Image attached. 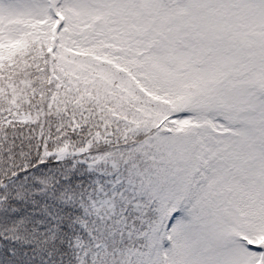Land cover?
I'll use <instances>...</instances> for the list:
<instances>
[{"label": "snow or ice", "instance_id": "1", "mask_svg": "<svg viewBox=\"0 0 264 264\" xmlns=\"http://www.w3.org/2000/svg\"><path fill=\"white\" fill-rule=\"evenodd\" d=\"M0 264H264V0H0Z\"/></svg>", "mask_w": 264, "mask_h": 264}]
</instances>
